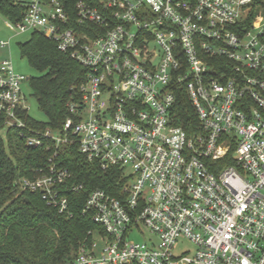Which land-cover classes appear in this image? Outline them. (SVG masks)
Returning <instances> with one entry per match:
<instances>
[{
  "label": "built area",
  "instance_id": "built-area-1",
  "mask_svg": "<svg viewBox=\"0 0 264 264\" xmlns=\"http://www.w3.org/2000/svg\"><path fill=\"white\" fill-rule=\"evenodd\" d=\"M20 1L9 27L41 32L88 71L53 130L28 123L27 79L0 63V136L48 155L20 191L71 217L72 145L126 179L124 200L87 195L101 231L66 264H264V0H77L75 20L58 0ZM178 85L199 122L191 135L171 115ZM142 228L148 238L127 241ZM180 241L192 253L174 255Z\"/></svg>",
  "mask_w": 264,
  "mask_h": 264
},
{
  "label": "trees",
  "instance_id": "trees-1",
  "mask_svg": "<svg viewBox=\"0 0 264 264\" xmlns=\"http://www.w3.org/2000/svg\"><path fill=\"white\" fill-rule=\"evenodd\" d=\"M75 20L77 0H58ZM26 8L20 0H0V16L10 24L20 23ZM19 52L39 75L28 79L31 95L45 123H28L39 128L58 130L70 117L68 107L80 100L79 89L88 71L59 52L56 44L34 31L29 40L19 45ZM175 102L171 115L177 127L188 135L198 130L195 110L183 85L174 87ZM47 153L24 146L15 132L0 136V264H66L74 260L80 247L90 241L89 232L101 229L83 213L87 195L102 190L124 200L123 170H102L80 155L76 145L64 148L61 160L71 174L70 183L82 185L78 193H68L71 217L60 215L46 206L38 194L20 191L18 181L30 177L41 166Z\"/></svg>",
  "mask_w": 264,
  "mask_h": 264
},
{
  "label": "rangeland",
  "instance_id": "rangeland-1",
  "mask_svg": "<svg viewBox=\"0 0 264 264\" xmlns=\"http://www.w3.org/2000/svg\"><path fill=\"white\" fill-rule=\"evenodd\" d=\"M9 24L10 23L7 20L0 16V42L7 43V46L4 48L0 46V63L5 60L11 62L15 72L23 75L26 79L37 77L39 74L29 66L28 62L21 57L19 52V45L27 42L34 31L29 30L24 33H18L12 30L9 27ZM22 92L25 96L27 114L30 120L35 123H45V117L39 111L37 104L31 95L29 81L23 83ZM141 233L143 236L136 231L129 236L127 241L141 243L144 239L150 236L149 232L143 228L141 229ZM98 244V247H101V244ZM193 250L194 248L190 243L180 241L173 253L176 256H180L186 251L192 253Z\"/></svg>",
  "mask_w": 264,
  "mask_h": 264
},
{
  "label": "water",
  "instance_id": "water-1",
  "mask_svg": "<svg viewBox=\"0 0 264 264\" xmlns=\"http://www.w3.org/2000/svg\"><path fill=\"white\" fill-rule=\"evenodd\" d=\"M27 81H28V79H27Z\"/></svg>",
  "mask_w": 264,
  "mask_h": 264
}]
</instances>
